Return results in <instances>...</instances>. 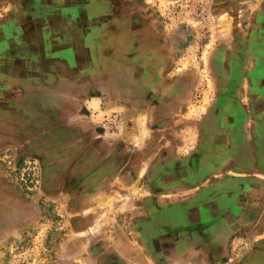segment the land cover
<instances>
[{"label":"rangeland","instance_id":"374dc122","mask_svg":"<svg viewBox=\"0 0 264 264\" xmlns=\"http://www.w3.org/2000/svg\"><path fill=\"white\" fill-rule=\"evenodd\" d=\"M112 5L111 19H98L87 40L80 38L87 58L80 61L95 65L80 66L76 77L48 66L41 84L7 90L8 71L26 68L0 67V264H140L128 253L164 247L170 258L150 255L145 264H264V209L255 212L256 226L236 228L222 245L214 215L196 209L214 202L216 168L221 177L260 174L250 201L264 204V0ZM136 20L148 27L137 41ZM155 53L156 64L126 78L122 59L141 57L146 65ZM106 86L111 100L102 97ZM74 90L94 95L86 112L79 99L80 116ZM121 96L129 101L118 102ZM81 123L88 131H79ZM215 132L226 141L222 162L205 144ZM120 149L152 159L104 161ZM86 154L95 161L84 163ZM133 208L141 218H159L158 241L148 250L134 237L125 241L136 235Z\"/></svg>","mask_w":264,"mask_h":264},{"label":"crops","instance_id":"0c3cea01","mask_svg":"<svg viewBox=\"0 0 264 264\" xmlns=\"http://www.w3.org/2000/svg\"><path fill=\"white\" fill-rule=\"evenodd\" d=\"M113 2L119 3L120 0H0V67L26 68L25 74H17L14 71L11 73L9 70L6 76L8 81V83L6 82L8 84L7 87L12 84H22L24 88L28 86V89H30L32 84H41L42 81L46 80V70L44 68L48 66H55V70L57 71L61 70L63 67H67L71 69L72 77H76L73 72L77 71L76 69L80 66H86L88 68L91 65H95L94 62H89V60L80 61L79 58H81L82 50L78 48V43L80 38L84 42L87 40V34L92 31L91 29L95 28L98 19H102V21L111 19V14L114 9L118 10V7L115 8L112 5ZM109 3L111 4L108 5ZM134 26L136 27V24H134ZM48 43H52L51 46H48ZM49 51L56 52L54 55L56 60L52 61L50 64L48 62L46 63V56H50L48 54ZM62 53L69 55L70 59H65ZM83 58L86 57L83 56ZM119 65H121V63ZM38 70L43 71L44 74H40ZM106 87L102 97L111 100L113 98L112 89L110 86ZM7 90H10V87H8ZM78 91L74 90V114L80 116L83 114V111L86 112V110H88V104L91 101L89 98H94V95L91 96V94H87L86 92H82V95H79ZM79 99H82L83 106H81L84 107L83 111H77L81 109L78 108ZM119 100L126 103L129 101L122 96L121 99H118V102H120ZM92 107H94V105ZM123 108L126 109V107ZM82 124L83 123L77 127L79 131H88V128L85 126L82 127ZM219 136L221 135L215 132V140L205 142V144L210 143L206 144L208 148H214L213 151L209 153L211 154L209 156H211L210 158L215 162H222L223 146L226 144L225 140L222 141V137L220 141L218 140ZM86 145L88 147L90 146L89 143H86ZM155 145L156 143L153 144V146ZM116 147L115 145L114 148ZM118 147H120V145H118ZM121 152H124V150L120 149V152L118 151L117 154H111L110 158L104 161L120 163L121 161L142 162L152 159L151 155H127ZM82 161L84 163H93L95 159L93 155L86 154L83 155ZM152 161L155 160L153 159ZM166 161L170 162L173 160L167 159ZM215 170H217L216 172L218 173L216 174L217 179L214 184L216 189L214 202H208L204 199L197 204L196 209H198V212H206L208 216L214 215L216 219L214 227L218 234L217 243L222 245L223 243L229 242V239L231 242L236 228L243 227V225L256 226L254 223L257 221V219L254 218L256 215L255 212L263 210L264 204L253 200L250 201L252 195L255 194V196H257L256 187L257 183L261 181L260 174H258L259 176L257 177L248 178L236 175L221 177L219 176L221 173L218 171L220 169L216 168ZM170 182H172L170 184L174 185L173 178H171ZM242 195H246L247 198H249L247 203L237 202L239 198H242ZM126 203L128 204V202ZM151 206V204L148 205V208L151 212H154ZM169 209L170 208H167L166 211H173V209ZM238 211L241 213H238L239 215L236 216V212ZM139 212H141V209L137 208H133L130 212L132 213V218L130 219L129 225L135 229L134 233H136V235L131 236V234H126L125 241L129 242L132 240L131 237H134L136 241L138 240L146 244V246L148 245L146 249L148 250L151 248L150 244L152 242L158 241L160 232L159 218L157 215L156 217L141 218V216L137 214ZM245 212H249V214H245ZM173 213L174 212H172V214ZM170 216L173 215L170 214ZM165 223L166 225L169 223V218ZM262 223H264V220ZM181 225L187 227L190 225V222L184 221ZM167 228L166 226V237L171 235ZM161 241H163V239H161ZM152 252L153 251L150 252L149 249L139 255V252L137 254L131 251L128 253L127 259H140L142 260L140 264H145L144 259L149 258L148 256L150 255L156 258L171 257V252L168 250V247H164L159 252H154V254Z\"/></svg>","mask_w":264,"mask_h":264},{"label":"flooded vegetation","instance_id":"af4514ba","mask_svg":"<svg viewBox=\"0 0 264 264\" xmlns=\"http://www.w3.org/2000/svg\"><path fill=\"white\" fill-rule=\"evenodd\" d=\"M111 3H109L108 5H110ZM135 24V23H134ZM136 27H137V36H136V38H135V41H137V40H139V36H141L142 35V33H141V31L143 30V29H146L147 28V30H148V27H147V25L146 26H142V23H140L139 21H137L136 20ZM95 28H93V29H91V30H94ZM151 33V32H150ZM150 33H148V31L147 32H145L144 34H147V36H149L150 35ZM137 39V40H136ZM136 48V49H135ZM138 50L139 48L137 47V44H136V47H134L133 46V48H132V50ZM139 51V50H138ZM138 51H135V52H138ZM126 52V51H125ZM127 53V52H126ZM125 55V54H124ZM127 55H132V53H130V54H127ZM138 54L136 53V56H137ZM157 56H158V54L157 53H155L154 55H150V62H148L147 61V64L146 65H144L143 64V59L140 57V59H135V60H132L131 61V64H128L129 62H127L126 61V58H124V59H122L121 60V67H124V71H123V74H126V78H128V74H132L135 70L137 71V69H139V68H143V67H147V66H149V67H152L153 66V64H156V61H154L156 58H157ZM154 61V62H153ZM155 68V67H154ZM146 71H147V69H146ZM131 72V73H130ZM131 77V76H130ZM136 77L138 78V79H140V77L139 76H137V75H135L134 76V80H136ZM137 81V80H136Z\"/></svg>","mask_w":264,"mask_h":264}]
</instances>
